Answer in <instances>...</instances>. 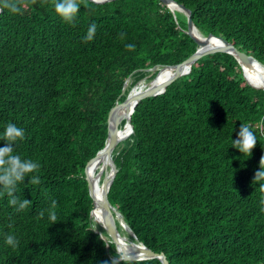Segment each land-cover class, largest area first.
<instances>
[{
  "label": "trees",
  "instance_id": "trees-1",
  "mask_svg": "<svg viewBox=\"0 0 264 264\" xmlns=\"http://www.w3.org/2000/svg\"><path fill=\"white\" fill-rule=\"evenodd\" d=\"M174 1L191 10L201 34L264 64V0ZM79 3L73 24L51 0L28 3L22 15L0 14V147L13 123L25 133L15 154L40 164L17 187L31 201L25 210L0 194V264H163L121 260L91 218L86 170L106 145L110 113L127 99L125 83L133 80V88L152 68L182 63L198 44L187 16L160 0ZM91 24L97 31L85 42ZM131 122L133 134L113 152L111 215L169 264H264V192L253 184L264 156V90L247 83L236 58L199 59L164 93L142 100ZM241 124L258 140L251 155L233 148ZM32 175L41 183H28ZM6 234L16 236L15 249Z\"/></svg>",
  "mask_w": 264,
  "mask_h": 264
},
{
  "label": "water",
  "instance_id": "water-1",
  "mask_svg": "<svg viewBox=\"0 0 264 264\" xmlns=\"http://www.w3.org/2000/svg\"><path fill=\"white\" fill-rule=\"evenodd\" d=\"M97 3H104V2H110L113 0H90ZM162 3L167 5L173 12L176 9L179 12L184 13L187 16L188 19V34L193 37V39L197 42L198 48L196 52L190 56L188 59L183 61L182 63L174 66H167L165 68L155 67L151 69L152 73H155L158 71L155 78L149 83L148 87L140 92L138 95L131 97L130 92L127 95V99L124 103L116 106L113 111L110 113L109 121H108V136L106 140L105 147L97 154V156L91 161L89 164L87 170H86V179L88 182V188L90 192V196L93 200V209L91 211V218L93 219V215L97 212L101 214L102 217V228L107 232L108 236L110 237L111 242H113L119 250L122 252L123 257L121 260H147V259H159L163 264H169V261L167 260V257L164 253H155L148 247L144 246L142 243H138L137 237L132 233V231L129 229L127 224L122 221L121 225L122 227L129 230L132 237L135 239L133 242L124 243V236L121 233V231L117 228L116 220H119L118 218L121 217L120 221L123 220L122 216L117 214L115 218L111 215V211H115V209L109 204L108 202V193L111 188V185L116 177L117 174V167L113 159V152L116 149V143L117 140L115 138V132L118 128V119L119 113L123 109H128V118L126 119V122L130 125V135L134 132V127L131 122L132 114L135 111V108L137 105L144 99L158 96L162 93H164L166 87L175 81L178 78H181L185 75H188L191 70L192 66L201 58L218 52H226L232 54L236 60L238 61L239 65L242 68L243 75L245 80L249 85L256 89H262L264 90V87L257 86L252 84L245 75V69L247 66L252 64L259 65L264 70V64L260 61H258L253 55H249L248 53L241 51L239 48H237L235 45H233L231 42H229L227 39L223 37H218L214 34H209L207 36L201 34V36L195 35V30H198L193 22L192 19V12L188 8H186L184 5L177 3L174 0H160ZM213 40L220 41L221 43L218 44H210ZM174 70L173 74L166 80L160 81V74L164 70ZM144 80V79H143ZM140 83V82H139ZM138 83V84H139ZM127 83H125L124 91L127 88ZM138 84H136L132 89H134ZM100 158H103L107 161L110 175L109 181L106 185L105 191L102 195V197L97 195L96 193V187L94 183V171L91 170L92 166L96 164L100 160ZM104 174V169H101L96 176H98L100 179ZM107 175H105L104 180L106 179ZM103 180V182H104ZM104 184V183H103ZM95 220V219H94Z\"/></svg>",
  "mask_w": 264,
  "mask_h": 264
},
{
  "label": "clouds",
  "instance_id": "clouds-1",
  "mask_svg": "<svg viewBox=\"0 0 264 264\" xmlns=\"http://www.w3.org/2000/svg\"><path fill=\"white\" fill-rule=\"evenodd\" d=\"M41 5L49 3V0H40ZM28 3L35 4L36 0H0V14L8 11L12 14H23V9ZM56 14L67 24H73L80 11L79 0H51ZM97 26L91 24L88 28L84 41L88 42L94 39ZM123 33L119 34L124 38ZM129 51L135 49V45H127ZM24 130L13 123H8L3 133L5 144L0 147V194L6 193L8 203L14 207L15 211L25 210L31 201L28 199L21 200L17 195V187L20 183H25V178L29 174L38 173L40 164L31 159H22L20 155L15 154V144L24 139ZM257 137L253 127L249 124H241L238 139L233 140V145L243 156L251 155L253 149L257 146ZM28 183L38 185L41 180L38 175H32ZM259 183L261 192H264V156L260 159L259 170L255 172L253 184ZM56 201L51 202L49 219L55 224L57 216L52 209H55ZM44 217V211L39 213V218ZM11 226V225H10ZM5 243L15 249L19 241L14 234L5 235Z\"/></svg>",
  "mask_w": 264,
  "mask_h": 264
},
{
  "label": "bare ground",
  "instance_id": "bare-ground-1",
  "mask_svg": "<svg viewBox=\"0 0 264 264\" xmlns=\"http://www.w3.org/2000/svg\"><path fill=\"white\" fill-rule=\"evenodd\" d=\"M175 11H177L176 9H174ZM195 35L201 36V33L198 30H195ZM221 43L220 41L217 40H213L212 42H210V44H218ZM174 70H164L161 72L160 74V81H164L166 79H168L172 74H173ZM245 74L248 77L249 81L257 86H262L264 87V70L257 64H252L250 63L247 68L245 69ZM150 77V76H149ZM135 82V81H134ZM130 87V86H129ZM148 87V83H146V80H142L140 81V83L130 91V95L131 97H134L136 95H138L140 92L144 91L146 88ZM128 109H123L120 111L119 113V118L118 119V128L115 132V138L117 140L116 143V148H119L120 145L123 146L124 143L126 142V140L131 136L130 135V125L129 123H123L124 121H126V119L128 118ZM125 124V132L120 133L122 126ZM118 155V153H117ZM108 168V169H106ZM101 169H104V174L101 177V179L96 176V173L99 172ZM92 171H94V183H95V187H96V193L97 195L99 194L100 197H102L106 185L109 181V175H110V170H109V166L108 163L105 159L100 158V160L98 162H96V164L94 166H92ZM105 174L107 175L106 179L104 180V176ZM104 180V182H103ZM104 183V184H103ZM93 218L95 220H93L95 223H102V217L101 214L99 212L95 213L93 215ZM124 229H126L124 227ZM127 231H129L128 229H126ZM124 243H129L127 237H124Z\"/></svg>",
  "mask_w": 264,
  "mask_h": 264
},
{
  "label": "rangeland",
  "instance_id": "rangeland-1",
  "mask_svg": "<svg viewBox=\"0 0 264 264\" xmlns=\"http://www.w3.org/2000/svg\"><path fill=\"white\" fill-rule=\"evenodd\" d=\"M152 74H153V73L151 72L150 75H148V77L145 78L146 83H148V85H149V83L153 80ZM149 76H150V77H149ZM243 76H244V75H243ZM159 80H160V79H159ZM132 81H133V80H132ZM132 81H129L128 84H127V85H128L127 88H128L130 91L132 90V88H131V83H132ZM129 86H130V87H129ZM128 89H127V90H128ZM130 91H129V92H130ZM124 125H125V124H124ZM124 131H125V129H124ZM121 133H123V132H121ZM106 169H108V168H106ZM97 173H98V172H97ZM97 173H96V175H97ZM105 175H106V174H105ZM104 177H105V176H104ZM118 219H119V218H118ZM93 220H94V218H93ZM119 221H120V219H119ZM121 221H122V220H121ZM97 224H99V223H96V225H97ZM96 225H95V226H96ZM99 225H101V224H99ZM122 230H123V231H122L123 236H124V237H127V239H128L129 242H133V241L131 240V238H130V237L132 236L131 233H130L129 231H127L126 229H124L123 227H122ZM125 231H126L127 233H126Z\"/></svg>",
  "mask_w": 264,
  "mask_h": 264
}]
</instances>
